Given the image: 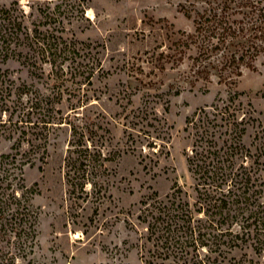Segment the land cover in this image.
Segmentation results:
<instances>
[{
  "label": "rangeland",
  "instance_id": "1",
  "mask_svg": "<svg viewBox=\"0 0 264 264\" xmlns=\"http://www.w3.org/2000/svg\"><path fill=\"white\" fill-rule=\"evenodd\" d=\"M19 1L32 19L42 20L41 29L57 26L45 56L36 57H58L74 74L69 85L78 89L77 79L92 73L91 84L82 85L95 103L92 150L102 146L110 155L107 189L70 185L65 165L70 129L64 126L44 169L26 168L28 182L37 181L42 190L35 199L41 217L34 264H144L134 225L142 201L154 192L164 197L176 184L190 186V200L198 199L195 185L205 180L194 171L197 151L225 148L233 127L234 141L261 153L264 161V56L234 87L214 80L208 88L201 83L192 88L184 80L188 56L179 67H161L159 57L169 56L180 31L194 28L185 13L193 0ZM6 66L42 87L19 59ZM44 67L48 73L51 64Z\"/></svg>",
  "mask_w": 264,
  "mask_h": 264
},
{
  "label": "trees",
  "instance_id": "2",
  "mask_svg": "<svg viewBox=\"0 0 264 264\" xmlns=\"http://www.w3.org/2000/svg\"><path fill=\"white\" fill-rule=\"evenodd\" d=\"M185 13L194 28L180 31L169 56L159 57L161 67H179L188 56L184 80L192 88H208L214 80L234 87L245 70L256 69L264 56V0H193ZM41 22L19 0L0 3V264L35 262L41 217L35 199L42 190L28 182L26 168L44 169L59 129H70L67 183L83 190L90 183L99 192L109 184L104 172L110 155L102 146L92 150L95 103L82 88L92 73L73 81L78 89L69 85L74 74L58 57H36L45 56L57 29L43 30ZM12 58L27 65L42 87L16 77L6 66ZM45 63L51 64L48 73ZM226 134L225 148L196 153L194 171L205 180L195 185L198 199L190 200V186L176 184L164 197L154 192L142 201L134 225L144 264H264V161L234 141L235 128Z\"/></svg>",
  "mask_w": 264,
  "mask_h": 264
},
{
  "label": "bare ground",
  "instance_id": "3",
  "mask_svg": "<svg viewBox=\"0 0 264 264\" xmlns=\"http://www.w3.org/2000/svg\"><path fill=\"white\" fill-rule=\"evenodd\" d=\"M92 14V13H91Z\"/></svg>",
  "mask_w": 264,
  "mask_h": 264
}]
</instances>
